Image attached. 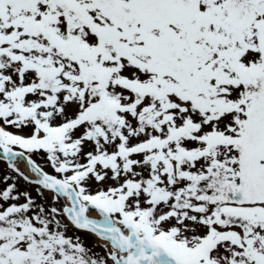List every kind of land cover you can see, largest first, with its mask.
I'll return each instance as SVG.
<instances>
[{
	"label": "snow or ice",
	"instance_id": "1",
	"mask_svg": "<svg viewBox=\"0 0 264 264\" xmlns=\"http://www.w3.org/2000/svg\"><path fill=\"white\" fill-rule=\"evenodd\" d=\"M0 264H264V0H0Z\"/></svg>",
	"mask_w": 264,
	"mask_h": 264
}]
</instances>
